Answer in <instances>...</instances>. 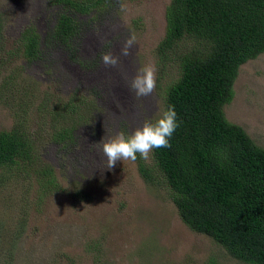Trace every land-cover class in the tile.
<instances>
[{
    "label": "rangeland",
    "instance_id": "obj_1",
    "mask_svg": "<svg viewBox=\"0 0 264 264\" xmlns=\"http://www.w3.org/2000/svg\"><path fill=\"white\" fill-rule=\"evenodd\" d=\"M49 1L0 0V13L12 21L7 35L15 38L31 23L46 34L62 10ZM109 1L105 13L97 10L81 18L92 25L80 45L83 62L98 65L92 73L54 50L30 65L14 59L3 73L11 79L5 102H0V132L19 125L34 137L39 157L34 167L21 162L11 179L0 169V178L5 177L0 264H243L209 236L192 231L168 190L145 182L137 161H118L109 170L93 146L103 137L130 134L146 120L158 119L167 87L180 75L172 64L162 71L156 52L171 0ZM132 35L131 54L120 56L117 67H105L101 55H119ZM145 65L156 68V88L137 98L129 83ZM64 101L82 104V113L88 110L84 127L68 122L80 127L69 151L49 139L55 125L51 112ZM224 111L229 122L242 126L264 148V53L240 67L234 98ZM146 162L153 164L152 153ZM39 164L53 169L58 187L52 192L32 175Z\"/></svg>",
    "mask_w": 264,
    "mask_h": 264
},
{
    "label": "trees",
    "instance_id": "obj_2",
    "mask_svg": "<svg viewBox=\"0 0 264 264\" xmlns=\"http://www.w3.org/2000/svg\"><path fill=\"white\" fill-rule=\"evenodd\" d=\"M49 2L62 10L44 35L31 23L11 39L12 21L0 13V102L11 79L3 73L14 59L30 65L54 50L90 73L98 66L81 59L83 35L92 27L81 18L97 10L105 13L110 1ZM166 21L156 52L162 71L172 64L180 73L167 87L164 109L174 106L179 126L171 147L153 149L152 165L138 155L139 172L147 184L168 190L192 231L209 236L243 264H264V148L242 126L229 122L224 111L234 98L240 67L264 53V0H171ZM80 105L64 101L51 112L55 125L49 139L59 150L69 151L79 136L78 126L69 121L85 126L88 110L82 113ZM42 107L49 112L47 103ZM36 143L19 125L1 131L0 169L11 179L21 162H36ZM32 169L45 191L58 187L49 164ZM4 181L0 178V189Z\"/></svg>",
    "mask_w": 264,
    "mask_h": 264
},
{
    "label": "clouds",
    "instance_id": "obj_3",
    "mask_svg": "<svg viewBox=\"0 0 264 264\" xmlns=\"http://www.w3.org/2000/svg\"><path fill=\"white\" fill-rule=\"evenodd\" d=\"M135 36H129L121 47L120 54L111 52L101 55L105 67H117L121 63L120 56L127 57L135 46ZM156 68L154 65H145L139 68L131 78L129 88L137 98L149 96L156 88ZM179 126L174 106L164 110L154 122L146 120L142 126L137 127L130 134L119 132L115 136L105 139L103 137L98 143L93 144L98 148L100 154L106 160V168L113 169L118 161L131 160L135 162L138 158L147 161L153 149L171 147L170 138Z\"/></svg>",
    "mask_w": 264,
    "mask_h": 264
}]
</instances>
